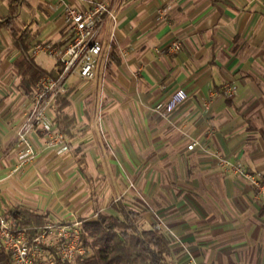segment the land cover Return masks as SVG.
Returning <instances> with one entry per match:
<instances>
[{
	"label": "crops",
	"instance_id": "1",
	"mask_svg": "<svg viewBox=\"0 0 264 264\" xmlns=\"http://www.w3.org/2000/svg\"><path fill=\"white\" fill-rule=\"evenodd\" d=\"M96 1L114 16L98 34L109 64L103 72L100 59L92 80H64L65 99L50 111L67 146L61 154V144L50 147L31 132L35 157L18 158L16 129L32 92L18 85L20 53L0 24V215L24 209L48 222L79 216L84 223L98 213L118 216L111 207L118 202L139 214L142 229L159 214L196 264H264V201L218 165V158L238 163L264 185V0H0V20L15 16L32 38L29 55L56 78L57 59L34 47H64V9L85 11ZM174 40L180 51L167 52ZM226 86L235 92L225 95ZM177 89L186 99L155 112ZM91 180L118 197L96 208ZM164 237L167 261L178 264L183 253Z\"/></svg>",
	"mask_w": 264,
	"mask_h": 264
},
{
	"label": "built area",
	"instance_id": "2",
	"mask_svg": "<svg viewBox=\"0 0 264 264\" xmlns=\"http://www.w3.org/2000/svg\"><path fill=\"white\" fill-rule=\"evenodd\" d=\"M105 16L114 18L110 8L100 1L92 2L85 11L66 7L64 9L67 24L65 46L59 48L38 44L34 47L33 53L42 52L56 58L60 64V71L56 78L45 76L34 85L31 108L23 123L16 129V137L23 145L18 155L21 161L32 160L36 155L34 147L28 141L31 132L43 133L50 147L61 144L58 152L67 149L63 135L54 126L50 111L54 109L57 95L62 91L63 82L67 77L75 74L83 80H92L100 59H102L103 72L106 71L109 60L106 54L102 55V44L98 36ZM180 49L181 42L174 40L166 51L178 53ZM234 92L232 86H226L224 89L225 95H232ZM186 97L183 89H177L165 102L157 103L154 110L162 115L170 113ZM197 145V142H192L187 148L192 149ZM218 162L241 176L249 177L239 164L233 165L223 158H218ZM260 184L262 186H259V190L264 194V185L261 182ZM152 230L157 234L166 235L184 248L181 239L170 231L159 217H156ZM82 232V226L76 222H48L40 234L30 236L25 229L14 225L12 217L0 215V251L8 256L10 264H58L59 262L73 264L75 260L89 255V249L81 243ZM184 264H196L194 257L190 254Z\"/></svg>",
	"mask_w": 264,
	"mask_h": 264
},
{
	"label": "trees",
	"instance_id": "3",
	"mask_svg": "<svg viewBox=\"0 0 264 264\" xmlns=\"http://www.w3.org/2000/svg\"><path fill=\"white\" fill-rule=\"evenodd\" d=\"M14 15L0 20L1 25L10 29L14 48L19 56L14 63L18 85L30 95L36 82L48 73L35 63L29 55L31 36L13 23ZM110 57L114 48L110 46ZM111 59V58H110ZM65 99V94L57 95V100ZM63 108V103L61 105ZM118 216L98 213L96 221L82 223L81 243L92 253L86 258L77 259V264H171L166 238L152 229L138 227L139 214L124 205L112 203ZM14 225L25 229L30 236L40 234L48 223L46 216L31 210L16 209L8 213ZM0 264H10L8 256L0 251ZM58 264H66L59 262Z\"/></svg>",
	"mask_w": 264,
	"mask_h": 264
},
{
	"label": "rangeland",
	"instance_id": "4",
	"mask_svg": "<svg viewBox=\"0 0 264 264\" xmlns=\"http://www.w3.org/2000/svg\"><path fill=\"white\" fill-rule=\"evenodd\" d=\"M63 88V87H62ZM66 145V144H65ZM65 151V150H64ZM58 152V151H57ZM63 151H61V152H58V154H61ZM216 159V158H215ZM231 164H233V165H238V163H231ZM218 165L220 166V167H222V168H224L225 169V171L226 172H228L229 173V175H232L234 178H236V179H239V180H241L244 184H246V185H248V186H250L251 187V189H252V191H253V193H254V195L257 197V201H259V202H257V203H261V202H263L264 201V194H262L261 193V191L259 190V186H262L261 184H260V177H261V175H257V174H255V173H250L249 171H247L246 169H245V167H244V170L247 172V174H248V176L249 177H244V176H241L240 174H238V173H235V172H233L231 169H228V168H226V167H224V166H221L220 164H219V162H218ZM240 165V164H239ZM242 166V165H241ZM243 167V166H242ZM125 179H126V181H128V177L126 176V175H124L123 176ZM127 177V178H126ZM92 181V185H93V191L91 192V196H92V200L93 201H96V208H101L102 206H103V203L105 202V200H107L108 198H113V197H118L117 195H116V193H112V192H110V191H107V189H108V185L106 184V186H105V188H104V191H102V192H100L101 190H102V187H100L99 186V188H98V186H97V184H95V180H91ZM127 201V200H126ZM129 203V202H128ZM138 204V203H137ZM93 212H94V209H91V208H89L88 210H87V212L85 213V214H87L86 216H84L85 218H91L92 216L91 215H93ZM157 213V212H156ZM156 217H159L160 219H161V217L159 216V214L158 215H156ZM80 219V217L78 216H76V217H74V218H72L71 220H62L61 218H55V219H52V220H49V222L50 223H73V222H76V223H79V225L80 226H82V222L79 220ZM82 219V218H81ZM156 219V218H155ZM154 220V219H153ZM143 226V225H142ZM152 227V226H151ZM179 238H181V237H179ZM171 240V239H170ZM171 242V241H170ZM175 241L174 240H172V244L174 243ZM184 244H186V243H184ZM174 246L175 247H177V248H179L180 250H179V252H181V253H183V256H184V259L181 261V262H179L178 264H184L187 260H188V258H189V255L191 254V256H193L194 257V254H193V252L191 251V249L188 247L189 245H187V247H186V245H185V248L186 249H184V248H181L177 243L176 244H174ZM187 248H188V250H187ZM184 250H187V252H185ZM88 253L89 254H91L92 253V251H91V249H89L88 250ZM190 253V254H189ZM194 259H195V257H194ZM195 263H196V260H195ZM73 264H77L76 263V260H75V262L73 263Z\"/></svg>",
	"mask_w": 264,
	"mask_h": 264
}]
</instances>
